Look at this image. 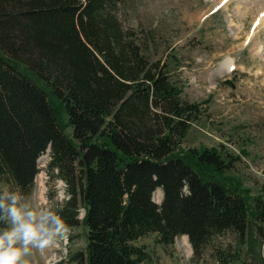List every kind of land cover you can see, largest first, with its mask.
Segmentation results:
<instances>
[{
	"label": "trees",
	"instance_id": "16d2710c",
	"mask_svg": "<svg viewBox=\"0 0 264 264\" xmlns=\"http://www.w3.org/2000/svg\"><path fill=\"white\" fill-rule=\"evenodd\" d=\"M124 1L0 0V185L28 194L49 146L46 170L68 195L59 210L72 226L85 208L86 243L70 264H149L134 243L149 232L164 246L187 234L198 259L226 232L244 243L249 216L264 235V195L250 211L239 185L221 180L238 157L181 147L201 105L123 26ZM212 257L237 264L240 249L219 242Z\"/></svg>",
	"mask_w": 264,
	"mask_h": 264
},
{
	"label": "rangeland",
	"instance_id": "374dc122",
	"mask_svg": "<svg viewBox=\"0 0 264 264\" xmlns=\"http://www.w3.org/2000/svg\"><path fill=\"white\" fill-rule=\"evenodd\" d=\"M263 13L264 0H125L118 7L123 26L135 31L148 57L166 58L184 98L201 105V114L189 125L181 147L214 146L222 155H236L238 159L221 180L239 185L250 211L254 197L264 195ZM225 60L233 62L229 72L223 70ZM57 116L70 136L63 110H57ZM49 155L50 148L41 153L34 187L21 199L37 212L53 203L60 209L68 197L56 171L52 176L46 170ZM0 186L11 189L6 183ZM161 195L157 188L153 199L159 201ZM78 209V222L70 226L67 239L54 244L49 256L33 249L32 264H70L69 255L84 248L85 209L81 205ZM156 237L149 232L134 240L150 253L149 264H216L212 251L219 242L239 247L237 264H264V235L257 232L251 216L244 243L236 244L235 235L226 232L208 244L198 259L186 235L175 237L168 246Z\"/></svg>",
	"mask_w": 264,
	"mask_h": 264
},
{
	"label": "clouds",
	"instance_id": "9594fccd",
	"mask_svg": "<svg viewBox=\"0 0 264 264\" xmlns=\"http://www.w3.org/2000/svg\"><path fill=\"white\" fill-rule=\"evenodd\" d=\"M18 189L0 191V264H32L33 249L43 250L66 240L70 224L58 205L37 212L21 203ZM264 254V246L261 247Z\"/></svg>",
	"mask_w": 264,
	"mask_h": 264
},
{
	"label": "bare ground",
	"instance_id": "6f19581e",
	"mask_svg": "<svg viewBox=\"0 0 264 264\" xmlns=\"http://www.w3.org/2000/svg\"><path fill=\"white\" fill-rule=\"evenodd\" d=\"M263 1V0H262ZM227 5V4H226ZM225 5V6H226ZM259 9V8H258ZM259 13V12H258ZM264 14V13H263ZM262 17V16H261ZM259 22V21H258ZM257 25V24H256ZM262 26V25H261ZM225 62H226V64H225V68L223 69L224 71H227V72H229V71H231V67H232V64H233V62H232V60H225ZM233 68V67H232ZM40 160V159H39ZM37 192V191H36ZM54 246L55 245H52V246H50V247H48V248H45V249H43L44 251H45V254H46V256H49V252L51 251V250H53L54 249Z\"/></svg>",
	"mask_w": 264,
	"mask_h": 264
}]
</instances>
